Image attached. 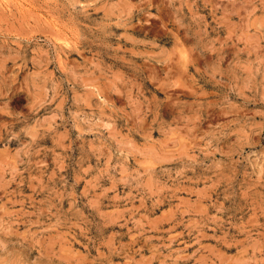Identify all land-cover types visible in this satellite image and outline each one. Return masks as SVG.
Returning <instances> with one entry per match:
<instances>
[{
    "label": "rangeland",
    "instance_id": "374dc122",
    "mask_svg": "<svg viewBox=\"0 0 264 264\" xmlns=\"http://www.w3.org/2000/svg\"><path fill=\"white\" fill-rule=\"evenodd\" d=\"M0 264H264V0H0Z\"/></svg>",
    "mask_w": 264,
    "mask_h": 264
}]
</instances>
